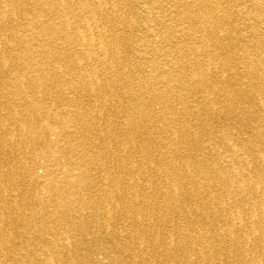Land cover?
I'll list each match as a JSON object with an SVG mask.
<instances>
[{"label":"bare ground","instance_id":"6f19581e","mask_svg":"<svg viewBox=\"0 0 264 264\" xmlns=\"http://www.w3.org/2000/svg\"><path fill=\"white\" fill-rule=\"evenodd\" d=\"M75 2L101 18L108 11L115 13L122 3L0 0V75L12 76L7 80L0 77V134L6 135L8 125L14 124L13 131L20 139L40 142L42 149L34 159H44L47 166L43 180L31 175L33 159L17 165L21 172H15L14 165L3 168L0 187L7 177L41 188V197L34 200L35 193L27 197L42 207L30 214L56 222L67 214L68 204L79 202L75 195L78 187L94 185L93 171L110 158L121 160L129 164L124 175L132 190L115 191L123 201V205L118 203L117 215L128 223L117 236L125 244L116 242L110 260L103 264H264V0H225L226 6L219 0H177L171 13L180 23H187L186 31L178 37L174 27L161 35L156 18L145 15L140 6L144 18L140 31L154 36L155 44L170 42L177 50L174 58L165 61L144 50L127 55L125 49L121 59V52L109 48L107 42L82 53L71 49L68 58L55 54L53 46L60 41L93 44L71 30L77 26L71 17L77 14L72 7ZM138 3L150 4L154 10L160 0ZM52 16L59 28L49 22ZM11 17L18 21L16 26L9 25ZM114 19L118 24L103 19L104 28L116 31L109 34L110 41L123 42L127 48L129 39L117 26L126 25L124 30L129 33L135 31L133 17ZM88 27L92 30L90 24ZM102 34L105 38V31ZM137 37L146 43L144 35ZM184 38L195 43L185 49ZM220 40L225 43L222 51L216 47ZM45 44L47 57L42 55ZM63 69L79 76L72 81L73 87L89 96V103L67 108L69 120L80 127V136L73 137L63 127L53 141L50 131L33 129L28 117V132L18 128L20 114L12 110L22 105L23 98L15 101L13 95L26 85L41 87L44 76H63ZM76 98L62 99L73 103ZM108 107L123 118L115 123V130L95 126L106 119L102 111ZM100 140L113 143L111 153L96 145ZM88 142L93 146H87ZM0 147L2 153L7 150L4 144ZM93 215H98V210H93ZM175 216L187 224L186 231H181L183 223H173ZM86 225V221H76L73 229ZM34 226L31 229L36 236L50 229ZM166 226L170 229L165 237L162 229ZM40 239L48 249L42 246L25 255L2 250V256L8 254L12 264H64L65 253L49 250L53 239ZM187 241V247L181 246ZM74 253H69L72 256L67 264L73 263ZM0 264H5L2 258Z\"/></svg>","mask_w":264,"mask_h":264},{"label":"rangeland","instance_id":"374dc122","mask_svg":"<svg viewBox=\"0 0 264 264\" xmlns=\"http://www.w3.org/2000/svg\"><path fill=\"white\" fill-rule=\"evenodd\" d=\"M52 1L54 3H57L59 0H52ZM87 1L91 2V0H87ZM118 1L122 3H120V6L116 7V9L114 10L115 13L108 11L109 14L104 17L102 16V18L100 17V15L93 14V12L89 10V8L88 10L84 9L83 7L80 8V4L78 2L77 3L75 2V4L73 3L72 7L76 10L77 14H74L71 17L72 18L75 17L73 23L77 21V26L72 27L71 30L72 32H76L75 36H78L79 38L83 37L82 35L86 36L83 38H90L91 39L90 41H92L93 44L83 45L78 41H75L74 43L70 44L69 42L66 43L60 41L58 44L53 46V52L55 54H57L58 52L63 56V58L64 57L68 58L67 55L72 50H75L76 52L81 51L82 53L86 49L94 50L93 48H98V46H100L104 42H107L108 43L107 46L109 48L117 49L120 52L125 49L124 51L125 54L127 55H130L131 53L137 52L139 50H144V51H149V53H156L154 54L153 57H156L161 61L169 60L176 56L177 50H175V48L171 46L170 42L163 44H158V43L155 44L154 36L148 35L149 34L148 31L142 32L140 30L143 27L141 22L144 19L141 10L142 8L146 12L145 15H150L152 20L156 18L157 21L155 24L157 27L160 28L161 35L165 34L166 32L165 30L168 27L176 28L177 37L182 32H185L187 28V23L186 22L180 23L178 20L174 18V16L171 13V9L177 5V0L176 1L160 0V3L156 4L158 5V7L156 6V9L154 10L150 9L151 7L150 4L144 5L138 3L140 0H118ZM219 1L221 6H226L225 0H219ZM171 6L172 8H170ZM149 10L152 11V13H149L148 12ZM104 13L105 12H103L102 15H104ZM90 15L91 16L95 15L96 17L93 16V18H90ZM117 17L119 19L123 17H127V18L133 17V19L130 20L131 21L134 20V24H136V26L134 27L135 31H131V33L127 32V30H124L126 26L125 24H124L125 26L122 27H120V25L117 26V28H119V30L121 31V34L124 35L125 37H128L129 39L130 44H128L127 48L123 47V42L118 41L116 42L117 44H115L112 41H110L109 34L112 31L108 30V28L106 27L104 28L103 22L109 20V18L112 22H114V24H118V22L114 19ZM13 19L16 18L11 17L9 19L10 21L9 25L16 26L18 21H13ZM135 19L141 21L138 22ZM56 21L57 19H55V16H52L49 22L56 26L54 28H59L60 25L56 24ZM163 21L166 22L165 23L166 27H162ZM99 23L101 24L102 27H100ZM88 24H90L91 26L90 29L92 30H89ZM95 25H97L98 28H93L95 27ZM113 29L115 30V28H112V30ZM103 31H105L106 34L105 38L102 34ZM123 31L125 33H123ZM115 32L116 31H113L112 33ZM138 35H144L146 43L143 44L140 41H138L137 39ZM195 35H198L199 37V33H196ZM198 37H196V42ZM182 40L183 41L181 43L185 45L184 46L185 49L189 48V46L192 45L193 42L195 41L188 38L187 39L184 38ZM80 44H81V48H80ZM224 44H225L224 41L220 40L218 45H216V47H218V49L222 51L224 48ZM7 45L8 44H4L3 47H6ZM160 45L163 47H160ZM47 47H48L47 44L43 45L42 47L43 49L42 55H44L45 57H47L48 55ZM155 48L160 49L159 50L160 52H158ZM10 49L11 47L7 48V50ZM75 51L74 53H76ZM101 56L102 55H100V57ZM120 57L121 59L123 58L122 52L120 53ZM127 58L130 59L132 57L128 56ZM63 70L65 71V69ZM65 73L66 74H63V76H59L58 78H55L53 76H46V77L44 76L45 79L43 80L44 84L41 87L36 88L35 86L32 87L26 85L21 87L20 92L18 93H15L16 92L15 87L11 88V91L17 95L16 96L13 93L14 94L12 97V99L14 98L13 100L18 101V98L25 99V100L21 99L22 105L16 106L12 110V113L17 112L16 113L17 115L20 114L18 117H20L19 121L21 122H19V125H17L18 128L28 132L25 127V123H26L25 119L26 117H28L30 118L29 122L30 121L33 122L32 124L33 129L36 128L38 131L41 132H45L46 130L50 131L49 138L53 141L57 140V137L60 135V132L63 127H65V130H69L71 133H73V137L80 136V132H79L80 127H75V124L69 120L70 114L67 113L68 112L67 108H69V105L72 104L83 105L89 103L90 102L88 101L89 96L87 95L86 92L80 91L79 89H77L78 90L77 91L75 87H73L72 81L75 80L76 82L79 79L78 75L77 76L72 75L66 71ZM218 75L221 78V76L223 75L222 70L218 72ZM0 77H2L4 80H7L8 78H12V76L7 75V73L3 76L0 75ZM73 96L77 97L75 99L76 101H74L73 103L72 101H69L70 99L67 100L62 99L64 97H73ZM24 102H27L28 104L25 105ZM77 102L79 103L77 104ZM113 107L114 106H112V108ZM7 109L8 108L4 110V113H6ZM102 112L105 114L104 117H106V119L104 120L100 119L101 121L99 120V122L95 124L96 127L98 126L103 129L105 127L108 128L109 126L113 130H115V128L117 127L115 123H117V121L118 122L123 121L122 115L116 114L117 111L111 109L110 107H108L106 110H103ZM219 125H220V120L218 126ZM14 128H15L14 124L11 125L9 124L8 132L6 133V135L0 134V143L1 145L3 144L4 146L6 145L7 148V150H5L4 153H2L1 150L3 149L2 147H0V155H1L0 158H3L2 160L3 162L0 163V170L3 171L5 168L14 165L15 172L18 171L21 172V168H20L21 163H23L24 160L30 161L31 159H33L32 165L34 167L32 168L31 175L33 179L34 177L37 178L39 177V179L43 180L47 175L46 161H44V159H38V160L34 159L35 153L42 149L40 142L32 143L28 138L20 139L18 135L13 131ZM119 143L120 142H117V145H119ZM89 145L93 146L91 142L87 143V146ZM96 145L99 148H102L103 150L109 153H111L113 148L112 146L113 143H110L106 140L103 141L100 140L99 142L97 141ZM119 158H120V154H119ZM17 165L20 166L18 167ZM128 165L129 164L127 162L124 161L121 162V160L119 162H114V160L110 158L109 161L106 162L103 166H100L97 170L93 171L92 177L95 178L94 185L90 187L87 185L78 187L80 189L75 191V195H76V199H78L79 202H72L68 204L69 206L67 205L66 207L67 214L61 217V219H59L56 222H49L50 218L48 217L42 218V220H40L39 217L30 214V212L34 211L35 209L42 208L40 207V205L33 203L37 197H41V195L38 192L41 191V188L40 190L39 188L33 189L32 186L30 187L29 182L26 181L24 183L22 181L14 182L11 179L5 177L6 179L3 180L4 182L0 187V221H1L0 222V258L3 259L5 264H12L11 261L8 259L9 257L8 254L2 256V253L4 251L11 252L12 254L22 253L23 255H25L28 251L42 249L43 247L45 249H48L45 246H43V242L40 239V237H43V239L47 238V240L53 239L51 241H53L54 244H52L49 250L51 251L55 250L57 252L60 251L62 253H65V255L62 257L64 264L70 262L69 259L72 256V254L69 253L72 252H75L74 253L75 259L73 260L74 264H103L104 262H108V260H110L109 256L112 255V253H114L115 251L114 250L115 243L118 242L119 244L122 243V245L125 244L124 240L118 239L117 236L118 233L121 231V229L123 230L124 228H126L128 223L124 222V220H122L123 218L117 215L118 203L123 205L122 203L123 201L121 202L119 200L115 191L118 190L121 194L128 192V190L132 192V190L127 187V180L125 179V175H124L125 174L124 171L125 170L127 171L126 167ZM26 185L28 186V189H25L27 188ZM31 193L33 194L35 193V195H33L34 200L33 198L32 199L27 198ZM88 203L89 205H87ZM44 207L48 210L53 209L52 206L48 207L47 205H45ZM95 209L98 210V215L96 216L93 215V210ZM26 212L28 214H26ZM174 219L175 220L173 221V223H177V222L183 223L182 219L178 216H175ZM76 221L79 222L86 221L88 225H86L85 228L83 227L81 229H73V223H75ZM34 225H46L49 226L50 229L43 236L41 235L36 236L31 229V227H33ZM186 225L187 224L184 222L183 227L181 226V231L183 229L184 230L187 229ZM107 228L109 229L107 230ZM169 229H170L169 226L164 227L162 229V235H165L166 237L167 236L166 233H168ZM67 244H69V246ZM189 244L190 242L187 241V242H183L181 246L187 247ZM151 251L156 252V249H153ZM148 257L149 254H146L145 258ZM140 260H141L140 257L136 258V261L138 263H140Z\"/></svg>","mask_w":264,"mask_h":264}]
</instances>
